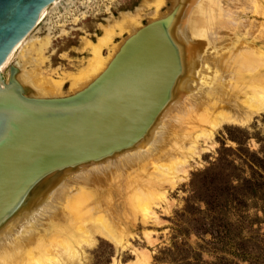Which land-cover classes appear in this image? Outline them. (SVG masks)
<instances>
[{
    "label": "bare ground",
    "instance_id": "obj_1",
    "mask_svg": "<svg viewBox=\"0 0 264 264\" xmlns=\"http://www.w3.org/2000/svg\"><path fill=\"white\" fill-rule=\"evenodd\" d=\"M249 1L177 2L174 18L166 24L177 70L167 100L148 130L130 147L112 152L108 158L67 167L35 183L17 207L0 220V264H58L60 255L66 261L62 264H70L80 258L79 248L70 239L74 233L77 237L100 236L121 247L123 237L118 238L113 228L121 226L123 218L119 214L123 208L147 214L151 209L148 198L154 194L164 197L165 186L173 188L185 179L191 162L212 146L218 131L227 126L246 127L254 116L264 114V48L260 46L263 40H254L238 20H223ZM159 8L150 15L153 20ZM47 10L37 27L47 17ZM133 20L124 19L120 30L128 38L140 29L137 18ZM223 26L227 29L222 30ZM219 30L222 31L216 34ZM105 34L97 43H88L91 57L72 78V93L84 90L100 77L120 51L122 46L112 43L114 32L105 30ZM26 39L13 49L0 73L17 54L21 63L14 65L13 80L19 77L33 97H60L64 80L55 81L39 72L44 59L35 49L34 40ZM104 48L107 55L103 54ZM8 81L9 78L4 82ZM101 160L104 162L97 163ZM108 172L114 177L122 174L128 183L122 184L128 189L126 193L118 191L120 186L114 183L111 188L106 184L104 177ZM106 190L113 192L117 201L125 198L124 204L110 205L111 195L105 196ZM105 211L108 221L99 216Z\"/></svg>",
    "mask_w": 264,
    "mask_h": 264
},
{
    "label": "rangeland",
    "instance_id": "obj_2",
    "mask_svg": "<svg viewBox=\"0 0 264 264\" xmlns=\"http://www.w3.org/2000/svg\"><path fill=\"white\" fill-rule=\"evenodd\" d=\"M56 2L47 8V17L26 41L33 39L44 59L39 72L55 81L64 80L61 96L66 97L75 94L71 92L72 78L91 57L88 43H97L106 36L105 30H111L116 35L112 43L122 46L128 38L120 31L124 19L131 22L137 18L140 29L157 21L167 24L174 18L177 2L182 0ZM158 6L153 20L150 15ZM243 6L223 20H238L254 40H263L260 46L264 48V0H250ZM107 53L104 48L103 54ZM17 62L16 54L1 72L5 82ZM14 80L25 89L19 77ZM100 162L104 160L97 161ZM190 165L185 179L173 188L165 186L164 197L154 194L148 198L150 213L123 208L119 214L123 218L121 226L113 228L118 238L123 237L121 247L100 236L77 237L73 231L75 240L70 239L79 248L80 258L70 264H264V114L254 116L246 127L227 126L218 131L212 146ZM121 175L114 177L108 172L104 179L109 187L114 183L120 186L118 191L126 193L128 189L122 185L126 181ZM100 185L104 191V182ZM109 190L104 194L111 195L110 205L124 204L125 198L117 201ZM152 199L158 202L152 204ZM107 214L105 211L99 216L108 221ZM43 245L46 247V243ZM57 259L58 264L66 262L61 255Z\"/></svg>",
    "mask_w": 264,
    "mask_h": 264
},
{
    "label": "water",
    "instance_id": "obj_3",
    "mask_svg": "<svg viewBox=\"0 0 264 264\" xmlns=\"http://www.w3.org/2000/svg\"><path fill=\"white\" fill-rule=\"evenodd\" d=\"M57 0H0V68ZM165 21L126 39L84 90L36 98L0 73V220L50 173L106 157L143 136L177 70ZM5 83V85H3Z\"/></svg>",
    "mask_w": 264,
    "mask_h": 264
},
{
    "label": "trees",
    "instance_id": "obj_4",
    "mask_svg": "<svg viewBox=\"0 0 264 264\" xmlns=\"http://www.w3.org/2000/svg\"><path fill=\"white\" fill-rule=\"evenodd\" d=\"M228 232H229V231H228ZM228 232H227V237H229V239H230V234H229ZM229 239H228V240H229Z\"/></svg>",
    "mask_w": 264,
    "mask_h": 264
}]
</instances>
